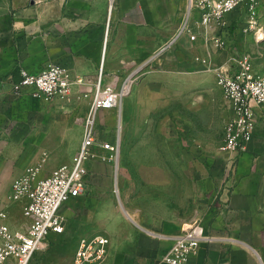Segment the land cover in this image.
<instances>
[{"label": "crops", "instance_id": "crops-1", "mask_svg": "<svg viewBox=\"0 0 264 264\" xmlns=\"http://www.w3.org/2000/svg\"><path fill=\"white\" fill-rule=\"evenodd\" d=\"M189 11L190 0H0V226L28 231L31 219L23 203L11 198L13 184L31 167L39 169L41 179L72 163L100 80L103 87L120 89L136 75L119 108L96 114L98 139L119 146L114 123L119 113L128 123L147 101L152 113L154 100L160 102L174 85L201 90L208 75L201 59H220L204 31L195 40L183 31ZM196 17L193 12L189 23ZM52 63L66 67L75 80L69 96L47 100L32 89L14 92L21 69L38 73ZM173 77L176 84L169 81ZM255 120L245 149L221 152L219 147L218 163L210 172L204 169L209 194L201 199L193 183L192 212L174 226L167 212L138 204L132 180L112 179L115 156L96 147L100 156L88 162L87 191L62 205L65 230L50 233L30 264H76L81 239L100 234L110 238L100 264H167L161 258L172 239L195 221L206 236L195 256L199 263L264 264V107L257 108ZM160 167L168 183L170 169ZM185 167L180 174L184 182ZM155 177L149 174L146 182Z\"/></svg>", "mask_w": 264, "mask_h": 264}, {"label": "built area", "instance_id": "built-area-1", "mask_svg": "<svg viewBox=\"0 0 264 264\" xmlns=\"http://www.w3.org/2000/svg\"><path fill=\"white\" fill-rule=\"evenodd\" d=\"M257 6L258 0H190L188 21L183 31L189 32L190 38L195 40L196 29L200 28L209 41L218 48H224L230 37V16L238 12L254 20ZM193 12H197L198 17L189 23ZM217 74L218 84L232 112L225 126L220 151L239 152L253 139L256 110L264 107V75L254 71L247 56L227 67L217 68ZM135 80L136 75H131L120 89L115 84L103 87L101 80L98 82L85 119L84 139L71 164L62 165L41 179L38 178L39 169L31 167L23 177L15 180L11 198L23 203L24 213L31 223L26 232L14 231L7 224H1L0 264L9 259H14L17 264H30L35 253L45 248L50 233H62L65 230L61 207L71 198L87 191L88 162L100 156L96 147L110 150L112 156L117 155L120 149L119 144L98 139L96 114L101 109L119 108ZM74 81L66 67L52 63L38 73L21 69L20 79L13 83V90L20 94L25 89H32L34 96L51 100L69 96ZM81 81V78L76 79V82ZM5 216L2 214V217ZM204 239V227L195 221L172 239L171 247L161 260L167 264H201L195 256ZM109 245L110 238L104 234L83 237L75 254V263H102L107 258Z\"/></svg>", "mask_w": 264, "mask_h": 264}, {"label": "rangeland", "instance_id": "rangeland-1", "mask_svg": "<svg viewBox=\"0 0 264 264\" xmlns=\"http://www.w3.org/2000/svg\"><path fill=\"white\" fill-rule=\"evenodd\" d=\"M255 17L252 20L238 12L230 16L232 23L228 28L230 37L227 44L213 50L220 61L201 59L208 74L202 80L201 90H182L174 85V88L163 92L160 102L154 100L152 113L148 106L151 103L147 101L146 107L143 104L137 106L128 123L122 113H119V118L115 117L121 142L115 155L112 179L132 180L129 186L140 201L138 204L159 213L167 212L171 226L192 212L194 184L199 185L201 199L209 194L206 173L218 163V150L224 141L225 126L230 116L228 101L218 84L217 68L227 67L247 56L254 71L264 75V0H258ZM196 31L198 33L200 28ZM170 79V82H176L174 77ZM149 165L155 169L144 170ZM160 165L170 169L167 171L170 173L168 183L163 175L166 171H158ZM184 165L185 182L180 176ZM149 174L158 175L155 182H146ZM162 175L164 184H161Z\"/></svg>", "mask_w": 264, "mask_h": 264}]
</instances>
